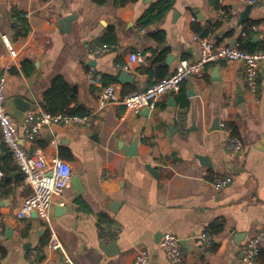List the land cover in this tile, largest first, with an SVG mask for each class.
I'll list each match as a JSON object with an SVG mask.
<instances>
[{"label":"crops","instance_id":"1","mask_svg":"<svg viewBox=\"0 0 264 264\" xmlns=\"http://www.w3.org/2000/svg\"><path fill=\"white\" fill-rule=\"evenodd\" d=\"M157 1L0 0V69L8 74L7 109L22 144L70 162L72 179L78 177L82 187L71 180L54 199L52 230L38 216L18 219L17 208L32 188L0 131V264H33L34 254L44 264H61L62 250L48 247L51 232L75 264H133L144 248L150 264H171L160 247L167 232L180 238L182 264H258L244 260L242 246L264 225V150L257 147L264 139V65L256 98L247 93L242 64L221 60L148 112L122 104L101 108L98 99L103 85L118 84L123 93L142 90L172 73L180 59L195 58L194 24L209 29L217 43H231L249 20L262 21L248 39L249 47H264V3L251 5L248 21L238 26L249 5L244 0H222L228 22L219 21L211 0H173L161 22L143 27L141 16ZM18 15L28 22L26 37H16ZM67 17L69 24H62ZM160 31L163 41L155 36ZM2 33L13 40L16 61ZM105 43L111 45L107 53H91V44ZM133 52L144 54V61L131 62ZM59 79L71 101L58 112L88 115L90 125L54 124L34 142L25 141V126L14 116L16 99L31 104L26 115L46 111L45 94ZM230 133L241 140L243 152L226 149ZM133 145L136 154L130 155L126 149ZM107 174L112 180L105 181ZM217 176H231L232 182L216 190ZM214 224L223 227L214 233ZM204 232L211 246L201 238Z\"/></svg>","mask_w":264,"mask_h":264},{"label":"built area","instance_id":"2","mask_svg":"<svg viewBox=\"0 0 264 264\" xmlns=\"http://www.w3.org/2000/svg\"><path fill=\"white\" fill-rule=\"evenodd\" d=\"M250 5L264 3V0H244ZM219 21L228 22L230 14L225 9L217 11ZM258 25L245 26L241 33V38L247 39L249 32L258 31ZM1 38L9 51V54L16 61L19 57L18 50L11 37L2 33ZM195 44L198 54L195 58H182L177 63L175 70L154 81L150 86L138 90L123 93L118 84L103 85L99 95L98 102L101 108L110 104H122L128 110L138 112L142 109H154L157 102L165 94H175L180 91L184 82L201 74L203 69L211 63L221 60L240 62L243 66L246 78L247 93L256 98L259 80L258 75L261 67L264 65V50L248 51L241 47V42L236 40L234 43H217L210 37L195 35ZM111 49L109 44H91L90 50L93 55H103ZM145 55L133 52L130 55L131 62H143ZM89 76L95 83H100V76L93 71ZM8 74L0 69V131L3 142L11 152L16 164L24 176V181L32 188V193L26 196L19 204L16 217L25 219L32 216L33 213L43 219L52 230L51 210L54 199L62 196L66 188L71 184L73 168L71 163L59 158H47L43 150L35 147L32 150L27 149L22 144V138L19 135V128L11 112L7 109L6 85ZM90 116H81L67 112L51 113L40 110H30L25 118L24 140L34 142L39 132L44 127L58 125H90ZM225 147L228 151L240 153L244 150L241 140L229 134ZM105 181L112 180L111 174L104 176ZM232 182L231 176H217L213 182L216 190L228 186ZM119 231V228H116ZM1 238V227H0ZM206 246H211L212 240L207 232L201 235ZM264 241V225L256 233L247 239L242 246V255L246 262L252 263L262 251ZM51 249H61L65 264H75L73 260L63 250L61 242L56 238L54 232L48 243ZM160 247L166 254L171 264H182L184 252L181 246L180 238L171 232L165 233L160 241ZM33 264H44L37 254L33 256ZM133 264H150V255L147 249H141L136 255Z\"/></svg>","mask_w":264,"mask_h":264},{"label":"trees","instance_id":"3","mask_svg":"<svg viewBox=\"0 0 264 264\" xmlns=\"http://www.w3.org/2000/svg\"><path fill=\"white\" fill-rule=\"evenodd\" d=\"M100 4H104L105 0H98ZM137 0H117L118 4L124 5L128 2H134ZM222 0H211V4L214 7V9L220 10L227 8L222 5ZM174 5L173 0H159L152 4L149 9L141 16L140 23L143 27H147L151 24L159 23L161 22L166 14L172 9ZM18 24L16 26V37H26L29 34L30 28L28 25L27 20L22 15H18ZM262 21H254L249 20L247 22V26L252 25H259ZM220 24V23H219ZM193 30L196 32L197 35L208 37L209 29H202L198 25H193ZM164 32L160 31L158 34H155V36L158 38L159 41H163L164 39ZM239 41L241 42V47L248 51H254V50H264L263 46L260 47H249L250 40L243 39L240 37ZM68 86L62 80H58L45 94V101H44V108L46 111H49L51 113H57L59 110H63L66 108V106L69 105L70 99L68 96L64 97V94L68 95ZM67 113L71 114H77L78 111H75L73 109H68L66 111ZM81 115V114H79ZM227 128L232 131V133H237V126L234 123L227 124ZM103 220V219H102ZM222 224H214L212 225L213 232H219L222 229ZM258 264H264V252L261 251V253L258 255V257L255 259Z\"/></svg>","mask_w":264,"mask_h":264},{"label":"water","instance_id":"4","mask_svg":"<svg viewBox=\"0 0 264 264\" xmlns=\"http://www.w3.org/2000/svg\"><path fill=\"white\" fill-rule=\"evenodd\" d=\"M250 8H251V5L249 4L246 9L241 13L240 15V18H239V21H238V26H240L241 24H243L244 22H247L248 21V13L250 11ZM72 19V17H67V18H64L61 20V23L62 24H66L68 25L70 20ZM258 37V36H257ZM236 41L235 38H233L231 40V43H234ZM123 76H125L124 72H122L121 74V78L120 80L123 81ZM16 110L14 112V116L16 117V119L18 120V122L22 125H24V121H25V118H26V112L30 109L31 107V104L27 101H25L24 99L22 98H17L16 99ZM147 112L149 111L148 108H146ZM219 126V122H217V127ZM259 149H262L264 150V139H262V143L260 145L257 146ZM135 145H133L131 148H127L126 151L128 154L130 155H135L136 152H135ZM208 165V164H207ZM210 165V164H209ZM150 168V166L148 167ZM73 183L80 189L82 190V187L81 185L79 184V179L78 177H73ZM56 209H60L58 206H56ZM32 216L36 217V213H33ZM236 238H241V236L237 235ZM61 264H65L64 262H62Z\"/></svg>","mask_w":264,"mask_h":264}]
</instances>
